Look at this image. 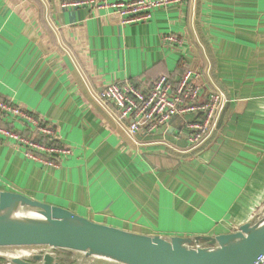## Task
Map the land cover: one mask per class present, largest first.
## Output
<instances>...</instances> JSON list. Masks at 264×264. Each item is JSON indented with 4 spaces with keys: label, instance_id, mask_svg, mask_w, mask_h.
Returning a JSON list of instances; mask_svg holds the SVG:
<instances>
[{
    "label": "crops",
    "instance_id": "crops-1",
    "mask_svg": "<svg viewBox=\"0 0 264 264\" xmlns=\"http://www.w3.org/2000/svg\"><path fill=\"white\" fill-rule=\"evenodd\" d=\"M142 22L59 0H0V96L44 117L70 149L53 167L0 135V189L147 235L215 236L259 220L264 0H183ZM168 32L182 45L166 44ZM183 66L229 100L200 145L179 119L131 137L114 103L98 99L111 83L176 82Z\"/></svg>",
    "mask_w": 264,
    "mask_h": 264
},
{
    "label": "water",
    "instance_id": "water-1",
    "mask_svg": "<svg viewBox=\"0 0 264 264\" xmlns=\"http://www.w3.org/2000/svg\"><path fill=\"white\" fill-rule=\"evenodd\" d=\"M185 125V121H181ZM164 125L161 129H167ZM160 129V130H161ZM35 210L39 217L21 213ZM50 246L117 264H255L264 254V216L235 232L206 236L147 235L95 222L67 208L0 189V247ZM61 254L32 253L12 264H64ZM90 264H99L91 262Z\"/></svg>",
    "mask_w": 264,
    "mask_h": 264
},
{
    "label": "built area",
    "instance_id": "built-area-1",
    "mask_svg": "<svg viewBox=\"0 0 264 264\" xmlns=\"http://www.w3.org/2000/svg\"><path fill=\"white\" fill-rule=\"evenodd\" d=\"M63 8L88 7L93 10H108L117 15L124 24L148 21L154 13L183 0H59ZM163 41L168 45H182L183 40L176 34H164ZM176 82L166 75L158 77L147 91L130 82L111 83L99 91L102 103H114L118 115L127 122L126 131L131 137L140 133L152 135L173 119L185 121L184 132L193 146L200 145L216 130L222 113L228 103L226 95L217 90L204 89L199 84L200 73L189 67ZM28 124L38 136L55 137L52 126H43L40 119L22 107H14L0 99V118ZM9 118H12L10 120ZM182 123V122H181ZM0 135L12 140L15 145L25 149L56 155L60 160L63 154L70 153L68 148H48L37 140L22 137L18 133L0 126ZM24 149V150H25ZM30 150L28 156L44 161L49 166L58 167L61 162H53L39 157ZM32 253L61 254L62 262L70 264L74 259L50 246H31ZM90 259L95 260L96 257ZM90 259H77L79 264H89ZM72 264V263H71ZM76 264V263H74ZM255 264H264V254Z\"/></svg>",
    "mask_w": 264,
    "mask_h": 264
},
{
    "label": "trees",
    "instance_id": "trees-1",
    "mask_svg": "<svg viewBox=\"0 0 264 264\" xmlns=\"http://www.w3.org/2000/svg\"><path fill=\"white\" fill-rule=\"evenodd\" d=\"M182 64V63H181ZM160 77V76H159ZM158 78V77H157ZM156 78V79H157ZM155 79V80H156ZM154 80V81H155ZM153 81V83H154ZM152 83V85H153ZM151 85V86H152ZM0 99L11 105V106H14V107H22V106H19L17 104H15L13 101L7 99L6 97H2L0 96ZM24 108V107H22ZM26 109L27 111H29L32 115H34L35 117H37L38 119H40L41 121V124L43 126H52L44 117L40 116L39 114L37 113H34L33 111L27 109V108H24ZM22 125L24 126L23 129H18L15 127L13 121L10 122V121H7L5 119H2V117L0 118V126L1 127H4L8 130H11V131H14L16 133H18L19 135H21L22 137H25V138H29V139H34V140H37L40 144H42L43 146L45 147H48V148H67L66 145H64L60 139L56 138V137H49V136H38L35 132H34V129L30 126H28V124L26 123H23L21 122ZM55 128V127H54ZM13 142V141H12ZM13 144L15 145V143L13 142ZM17 148L19 149H25L24 147H22L21 145H15ZM25 150H30V149H25ZM32 151L34 154H36L37 156L39 157H42V158H45L47 160H51L53 162H61L62 160H60L56 155H51V154H47V153H43V152H39V151H36V150H30Z\"/></svg>",
    "mask_w": 264,
    "mask_h": 264
},
{
    "label": "rangeland",
    "instance_id": "rangeland-1",
    "mask_svg": "<svg viewBox=\"0 0 264 264\" xmlns=\"http://www.w3.org/2000/svg\"><path fill=\"white\" fill-rule=\"evenodd\" d=\"M164 34H170V32L164 33ZM202 83H203L202 80H200L199 84L202 85ZM9 119L12 120V118H9ZM261 213L264 214V211H262ZM15 250H27V251L30 252L31 246H4V247H0V252L1 253L13 252ZM1 253H0V264H8L9 260L5 256H3ZM65 254H68L69 256H73L74 257V259L71 261L72 264H74V263L79 264V263H77L78 262L77 259H81L82 258V254H69V253H65ZM93 261L96 262V263H99V264H109V262L106 259H104V258H96ZM84 262H86V261H83L81 264H83Z\"/></svg>",
    "mask_w": 264,
    "mask_h": 264
},
{
    "label": "bare ground",
    "instance_id": "bare-ground-1",
    "mask_svg": "<svg viewBox=\"0 0 264 264\" xmlns=\"http://www.w3.org/2000/svg\"><path fill=\"white\" fill-rule=\"evenodd\" d=\"M21 213L23 215H27V216L39 217V214L36 213L35 210H32V209H24V210L21 211ZM1 254L3 256H5L9 260L8 264H12L10 262V259H12L14 257L27 258V257H29L32 254V252L31 251L29 252L27 250H15L13 252H8V253L5 252V253H1ZM96 258H98V257H96ZM106 260L109 262V264H117L116 262H114L112 260H109V259H106ZM91 262H93V259H90V263Z\"/></svg>",
    "mask_w": 264,
    "mask_h": 264
}]
</instances>
